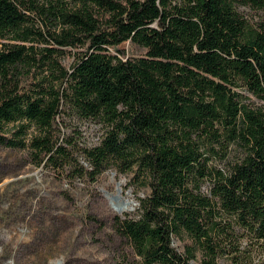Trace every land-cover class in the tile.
I'll return each mask as SVG.
<instances>
[{
  "label": "trees",
  "instance_id": "1",
  "mask_svg": "<svg viewBox=\"0 0 264 264\" xmlns=\"http://www.w3.org/2000/svg\"><path fill=\"white\" fill-rule=\"evenodd\" d=\"M241 7L264 0H0V143L141 176L136 215L113 219L124 264H264V20ZM124 41L143 53L109 51ZM64 112L103 133L60 141Z\"/></svg>",
  "mask_w": 264,
  "mask_h": 264
},
{
  "label": "rangeland",
  "instance_id": "2",
  "mask_svg": "<svg viewBox=\"0 0 264 264\" xmlns=\"http://www.w3.org/2000/svg\"><path fill=\"white\" fill-rule=\"evenodd\" d=\"M239 10L251 24L264 20V9ZM108 48L111 53L123 50L126 56L143 53L130 41ZM70 61L66 54L63 63ZM35 72L24 76L23 87L42 75ZM58 122L59 140L71 137L79 146L94 143L104 131L100 122L80 120L70 112H64ZM14 125L4 126L6 137H12ZM32 133L29 126L23 135L26 142ZM80 148L73 149L72 164L61 169L37 165L27 145L0 143V264H124L132 259L128 243L113 228V219L116 215L135 216L138 198L148 188L141 176L111 168L90 180L83 170L87 162ZM75 169H81V174ZM118 197L130 209L115 211L111 200ZM172 245L184 250L177 238Z\"/></svg>",
  "mask_w": 264,
  "mask_h": 264
},
{
  "label": "bare ground",
  "instance_id": "3",
  "mask_svg": "<svg viewBox=\"0 0 264 264\" xmlns=\"http://www.w3.org/2000/svg\"><path fill=\"white\" fill-rule=\"evenodd\" d=\"M111 204L113 209L119 213L130 209L128 202H125L124 200H120L119 197L117 199L114 198V200L112 199Z\"/></svg>",
  "mask_w": 264,
  "mask_h": 264
}]
</instances>
